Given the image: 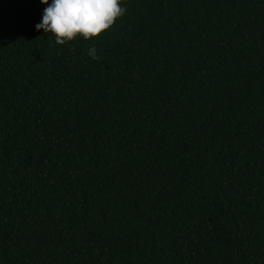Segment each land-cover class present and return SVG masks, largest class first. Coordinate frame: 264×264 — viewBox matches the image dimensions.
Masks as SVG:
<instances>
[{
	"label": "trees",
	"instance_id": "trees-1",
	"mask_svg": "<svg viewBox=\"0 0 264 264\" xmlns=\"http://www.w3.org/2000/svg\"><path fill=\"white\" fill-rule=\"evenodd\" d=\"M47 6L0 0V264H264V0Z\"/></svg>",
	"mask_w": 264,
	"mask_h": 264
},
{
	"label": "clouds",
	"instance_id": "clouds-1",
	"mask_svg": "<svg viewBox=\"0 0 264 264\" xmlns=\"http://www.w3.org/2000/svg\"><path fill=\"white\" fill-rule=\"evenodd\" d=\"M48 5L42 20L35 25L37 30L51 32L57 44L63 45L80 37L85 40L97 38L110 30L116 20L126 13L122 0H41ZM74 50V49H73ZM88 54L99 59L95 46Z\"/></svg>",
	"mask_w": 264,
	"mask_h": 264
}]
</instances>
